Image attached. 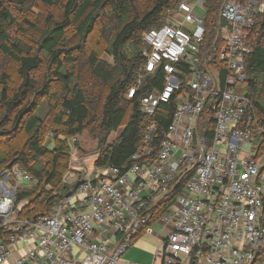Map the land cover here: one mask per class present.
<instances>
[{
    "label": "built area",
    "instance_id": "built-area-1",
    "mask_svg": "<svg viewBox=\"0 0 264 264\" xmlns=\"http://www.w3.org/2000/svg\"><path fill=\"white\" fill-rule=\"evenodd\" d=\"M207 1L183 0L144 32L145 63L126 98L139 96L152 120L132 165L94 162L83 179L69 170V194L32 218L19 195L38 177L19 163L0 169V264H118L155 222L167 231L152 264H264V123L245 91L264 0L223 2L222 43L203 63ZM166 104L163 131L155 116Z\"/></svg>",
    "mask_w": 264,
    "mask_h": 264
},
{
    "label": "trees",
    "instance_id": "trees-1",
    "mask_svg": "<svg viewBox=\"0 0 264 264\" xmlns=\"http://www.w3.org/2000/svg\"><path fill=\"white\" fill-rule=\"evenodd\" d=\"M181 1L0 0V54L16 63L15 74H0V169L19 163L39 179L38 185L19 195V200L26 202L21 209L23 217L50 213L71 189L62 179L70 161L68 142L58 139L53 147L44 144L47 125L39 113L44 102L59 125L56 132L66 140L85 130L98 140L96 164L127 168L135 162L133 155L152 120L142 110L139 96L126 98L145 63L143 50L147 46L142 35L166 24L169 11ZM224 1L207 2L203 63L208 61L213 46L222 43L220 27L224 21L219 11ZM108 10L113 29L108 52L114 56L115 65L91 51L87 59L92 78L83 81L75 66L86 53L85 41L95 22ZM12 27L18 30L14 39L9 34ZM29 30L37 31L38 37L26 41ZM70 30H74L71 38ZM250 39L254 51L245 61V91L252 102L250 114L264 123V13L258 16ZM44 60L48 62L47 72L37 76ZM221 69L225 76L228 71L224 66ZM163 76L162 69L154 74L160 84ZM153 87L147 82L140 93ZM173 109L172 104H166L155 116L163 131L170 124ZM120 129L110 142L112 134Z\"/></svg>",
    "mask_w": 264,
    "mask_h": 264
},
{
    "label": "rangeland",
    "instance_id": "rangeland-1",
    "mask_svg": "<svg viewBox=\"0 0 264 264\" xmlns=\"http://www.w3.org/2000/svg\"><path fill=\"white\" fill-rule=\"evenodd\" d=\"M13 11L15 12L14 8H13ZM108 15H110V10L106 11L104 16H102L101 14L98 17V20L95 22L92 31L90 32V34L88 35L85 41L86 53L80 56L75 66V71L77 75L81 77L83 81L85 80L89 81L92 78V74L89 70L90 68H89L88 59H87V55L91 51H96L99 54L100 58L105 60L111 66L115 65L114 56H112L108 52V47L113 37V35H111L113 29H112V25L108 21V18H109ZM73 33H74V30H70V32H68L69 37ZM9 34H10L11 39H14L15 37H17V34H18L17 27H12L9 30ZM38 35L39 33L37 31L34 32L33 30H29L26 33V37H27L26 41L29 40V38L32 36H35L37 38ZM75 39H76V42L79 41V37L76 36ZM44 61L45 62L42 64L41 68L36 73L37 76L43 75L45 72H47L48 62H46V60ZM15 68H16V63L14 61L0 54V74L3 71H7V72L10 71L11 73L15 74V72H13ZM262 86H264V83ZM242 90L243 88L241 87L238 89L239 92H242ZM39 113L42 115L43 118H45V123L47 125L44 144L47 146L53 147L58 139H62L68 142V145L70 148V152H69L70 161H69V167L64 171L62 175V179L69 170L74 171L78 179H83L85 177V173L90 168H92L94 162L97 159V155H98L97 147L99 144L98 140L92 138V136L87 130L83 131L81 134L73 138H69L68 140H66V137H64L63 135H59V133L56 132V130L59 129V125L54 123L53 112L50 111V108L47 102H44L41 105V107L39 108ZM121 130L122 129L112 134L110 138V142L113 141L119 135ZM1 154H2V149L0 148V156ZM40 161L42 163H45L46 160L44 158H40ZM65 184L68 185L69 187H72V184H67V183ZM25 203L26 202H21V209L24 207Z\"/></svg>",
    "mask_w": 264,
    "mask_h": 264
},
{
    "label": "crops",
    "instance_id": "crops-1",
    "mask_svg": "<svg viewBox=\"0 0 264 264\" xmlns=\"http://www.w3.org/2000/svg\"><path fill=\"white\" fill-rule=\"evenodd\" d=\"M153 229V233L138 237L118 264H152L155 250L167 231L159 222L153 224Z\"/></svg>",
    "mask_w": 264,
    "mask_h": 264
}]
</instances>
